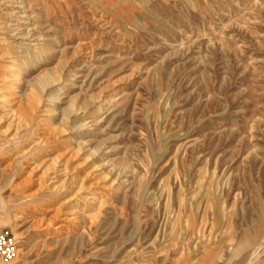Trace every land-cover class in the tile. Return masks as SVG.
I'll list each match as a JSON object with an SVG mask.
<instances>
[{"label": "rangeland", "instance_id": "1", "mask_svg": "<svg viewBox=\"0 0 264 264\" xmlns=\"http://www.w3.org/2000/svg\"><path fill=\"white\" fill-rule=\"evenodd\" d=\"M0 83V264H264V0H0Z\"/></svg>", "mask_w": 264, "mask_h": 264}, {"label": "bare ground", "instance_id": "2", "mask_svg": "<svg viewBox=\"0 0 264 264\" xmlns=\"http://www.w3.org/2000/svg\"><path fill=\"white\" fill-rule=\"evenodd\" d=\"M19 12V11H18ZM26 15V14H25ZM27 16V15H26ZM28 17V16H27ZM30 18V17H29ZM33 29V28H32ZM20 31V30H19ZM28 31V30H27ZM33 31V30H32ZM29 32V31H28ZM27 32V33H28ZM20 33V32H19ZM22 33V32H21ZM32 33H34V32H32ZM28 36V35H27ZM31 36V35H30ZM36 38V37H35ZM40 38V37H39ZM36 46V45H35ZM39 46V45H38ZM48 46H49V44H48ZM40 47H42V46H39V48ZM45 49H47V47L45 48ZM49 49V48H48ZM9 65V64H8ZM17 67V66H16ZM11 70V69H10ZM14 72V71H13ZM16 76V75H15ZM15 76H13V77H15ZM46 78V77H45ZM39 79V78H38ZM6 80V79H5ZM12 81H13V79H11ZM22 80H24V79H22ZM33 80V79H32ZM50 80V79H49ZM53 80V79H52ZM15 81V80H14ZM45 81V80H44ZM15 82H17L18 83V81H15ZM14 82V83H15ZM23 82H25V81H23ZM28 82H30V81H28ZM5 83V82H4ZM1 84V83H0ZM4 84H2V86H3ZM20 85V84H19ZM22 85V84H21ZM11 86H13V85H11ZM26 86V85H25ZM27 86H28V83H27ZM8 88V87H7ZM14 88V87H13ZM16 88V87H15ZM14 88V89H15ZM25 88V87H24ZM27 88V87H26ZM21 89V88H20ZM8 91L10 90V89H7ZM18 90V89H17ZM1 92H3V91H1ZM14 92H15V90H14ZM14 92H12V94L11 95H14L15 96V94H13ZM23 93V92H22ZM25 93V92H24ZM23 93V94H24ZM3 94V93H2ZM11 95H0V100H5V99H7V100H9L8 102L10 103V104H6L5 103V105L4 106H0V107H2V108H5L7 105H10V106H12V108H5V111H4V114L3 115H0L1 117H0V123L2 122V119L3 118H5V117H10V118H12V121L13 120H17L18 121V124L21 122V121H25L26 122V120L25 119H27L26 117H25V115H24V112L21 110L20 111V107H22L24 104H22L23 102H21V104L18 102V99H17V101H16V99H11ZM20 95V94H19ZM22 95V94H21ZM58 95V94H57ZM17 96H18V94H17ZM16 96V97H17ZM20 97H22V96H20ZM56 97V96H55ZM15 98V97H14ZM18 98H19V96H18ZM23 98V97H22ZM7 100H5V101H7ZM24 100V99H23ZM105 101H106V97H101L100 98V101H98L99 103H98V106H97V108H98V110L99 109H101L102 107H103V105H104V103H105ZM12 104V105H11ZM22 105V106H21ZM28 105V104H27ZM25 107V106H24ZM15 108V109H14ZM2 111V110H1ZM16 112V113H15ZM28 115V114H27ZM29 117H30V115H28ZM31 118V117H30ZM29 118V119H30ZM11 123V122H10ZM26 124V123H25ZM9 125H11V124H9ZM15 126V125H14ZM24 126V125H23ZM26 127V126H25ZM20 128V127H19ZM18 128V129H19ZM17 129V130H18ZM24 129H26V128H24ZM11 130V132L13 131V128H11L10 129ZM10 132V133H11ZM12 136H14V135H12ZM42 137V136H41ZM40 139V138H39ZM38 139V140H39ZM40 141V140H39ZM38 141V142H39ZM79 142H81V141H79ZM82 144H85L86 145V143H87V141L86 142H84V141H82L81 142ZM26 150V149H25ZM72 154V153H71ZM60 155V154H59ZM67 155V154H66ZM68 156V155H67ZM69 157H71V156H69ZM67 160V159H66ZM71 160V159H70ZM59 162V161H58ZM66 162V161H65ZM71 162V161H70ZM61 163V162H60ZM63 163V162H62ZM54 164H55V162H54ZM42 164L41 163H39L38 165H36L34 168H33V171L32 172H35L37 169H39V166H41ZM64 166H65V164H64ZM65 168H67V166H65ZM41 169H43L42 170V173H41V175H46V176H48V177H50V179H52V180H54L55 182H56V178H58V174H57V172H55L54 174H50V168H48V167H46V168H41ZM55 170V169H54ZM59 170V169H58ZM61 171V170H60ZM60 180V179H59ZM83 180V179H82ZM62 181V180H61ZM58 183H60V182H58ZM80 183V182H79ZM60 185V184H59ZM86 185V184H85ZM84 185V186H85ZM55 186V185H54ZM82 186V185H81ZM85 189V188H84ZM77 191V190H76ZM75 191V192H76ZM79 193V192H78ZM99 193V192H98ZM76 194V193H75ZM106 194V193H105ZM91 195V194H90ZM97 196V195H96ZM85 198H87V197H85ZM89 198V197H88ZM87 198V199H88ZM71 199V198H70ZM91 200V199H90ZM94 200V199H93ZM87 202V201H86ZM74 213V212H73ZM257 249V248H256Z\"/></svg>", "mask_w": 264, "mask_h": 264}, {"label": "built area", "instance_id": "3", "mask_svg": "<svg viewBox=\"0 0 264 264\" xmlns=\"http://www.w3.org/2000/svg\"><path fill=\"white\" fill-rule=\"evenodd\" d=\"M18 248L9 229L0 225V258L3 261H12L17 255Z\"/></svg>", "mask_w": 264, "mask_h": 264}]
</instances>
